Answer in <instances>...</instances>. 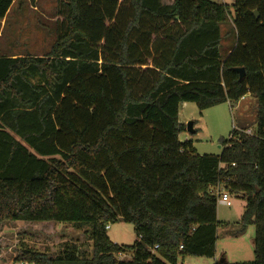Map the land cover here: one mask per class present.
<instances>
[{
	"label": "trees",
	"instance_id": "trees-1",
	"mask_svg": "<svg viewBox=\"0 0 264 264\" xmlns=\"http://www.w3.org/2000/svg\"><path fill=\"white\" fill-rule=\"evenodd\" d=\"M16 0H0V20ZM58 0L56 39L38 55H0V225L85 229L55 255L21 247L24 264H178L216 257L223 183L244 198L264 264V0ZM258 12V17L255 15ZM236 44L224 58L221 25ZM236 68H244L240 79ZM248 94L257 129H233L218 155L179 135L183 103L200 110ZM134 225L131 259L108 226ZM8 260L0 253V262Z\"/></svg>",
	"mask_w": 264,
	"mask_h": 264
},
{
	"label": "rangeland",
	"instance_id": "rangeland-1",
	"mask_svg": "<svg viewBox=\"0 0 264 264\" xmlns=\"http://www.w3.org/2000/svg\"><path fill=\"white\" fill-rule=\"evenodd\" d=\"M211 1L228 4L234 12V0ZM57 9L58 0H16L6 17L0 20V55L42 56L48 53L56 39V23L60 19ZM223 28L229 32H224L221 43V53L226 56L228 49L236 44V35L232 21L224 23ZM224 103L208 110H200L194 103L196 113L182 115L186 125L190 121L195 122L194 129L198 132L190 135L201 152L199 154H220L222 140L229 138L234 127L251 129L253 133L257 129V100L253 95L248 94L238 102H233L232 107ZM210 111L212 114L215 112L213 116L206 115ZM229 199L230 205L218 202L220 225L216 257L187 255L178 264H215L223 254L230 263L254 261L255 225L245 227L242 222L246 200L231 194ZM108 236L113 243L127 247L125 254L128 258L133 257L132 246L138 236L132 223L123 220L111 223ZM88 237L84 228L78 230L70 224L23 221L4 223L0 225V253L8 260L0 264H24L14 260V257L21 254V247L48 250L49 254L55 255L62 243L75 241L85 251H90L91 241Z\"/></svg>",
	"mask_w": 264,
	"mask_h": 264
},
{
	"label": "crops",
	"instance_id": "crops-1",
	"mask_svg": "<svg viewBox=\"0 0 264 264\" xmlns=\"http://www.w3.org/2000/svg\"><path fill=\"white\" fill-rule=\"evenodd\" d=\"M165 4H172L173 2H174V0H162ZM221 28H222V40H223V38H224V32L227 34V33H229L228 32V30L226 29V28H223V24L221 25ZM236 35V34H235ZM226 38V37H225ZM222 43V42H221ZM234 46H235V44H234ZM234 46H232V47H230L229 49H228V53H227V55L232 51V49H233V47ZM226 55V56H227ZM223 56V55H222ZM226 56H223L224 58L226 57ZM227 104H231V102L230 101H228V102H226ZM192 104H194V103H183L182 105H181V107H180V112H179V121L181 122V123H184L185 124V122H184V120H182V115H183V113H189V114H195L196 113V107H195V104L194 105H192ZM223 104H225V103H223ZM231 107H232V104H231ZM208 110V109H207ZM188 111H190V112H188ZM209 112V111H208ZM212 111H210V113H206V115H208V114H212L211 113ZM215 112H213V114H214ZM213 114H212V116H213ZM194 128H195V122H194ZM198 132V130H196L195 129V133H193V134H196ZM190 134H192V133H189L187 130L186 131H184V132H182L180 135H179V139L181 140V141H192L193 142V138H192V135H190ZM193 145H194V147L196 148V150H197V152H199V153H201L199 150H198V148L196 147V145L194 144V142H193Z\"/></svg>",
	"mask_w": 264,
	"mask_h": 264
},
{
	"label": "built area",
	"instance_id": "built-area-1",
	"mask_svg": "<svg viewBox=\"0 0 264 264\" xmlns=\"http://www.w3.org/2000/svg\"><path fill=\"white\" fill-rule=\"evenodd\" d=\"M244 98V97H243ZM242 98V99H243ZM234 129H237L236 127H234ZM245 133L251 135L253 134V131L251 129H247L245 131ZM213 191L215 192V194L217 195L218 197V201L224 205H230L231 202H230V199H229V192L226 190L225 188V185L223 183H218L214 188H213ZM109 228V226L107 227ZM116 258L118 260H125V259H131V258H128V256L125 254V252H120L116 255Z\"/></svg>",
	"mask_w": 264,
	"mask_h": 264
},
{
	"label": "water",
	"instance_id": "water-1",
	"mask_svg": "<svg viewBox=\"0 0 264 264\" xmlns=\"http://www.w3.org/2000/svg\"><path fill=\"white\" fill-rule=\"evenodd\" d=\"M256 17H258V12L255 11L254 12ZM236 70L239 72V75H240V79H243L244 76H245V69L244 68H236ZM186 130L189 132V133H195V129H194V122L193 121H190L188 124H187V127H186Z\"/></svg>",
	"mask_w": 264,
	"mask_h": 264
}]
</instances>
